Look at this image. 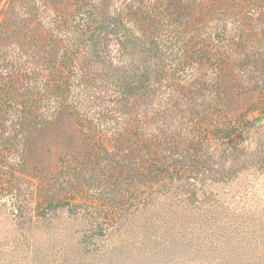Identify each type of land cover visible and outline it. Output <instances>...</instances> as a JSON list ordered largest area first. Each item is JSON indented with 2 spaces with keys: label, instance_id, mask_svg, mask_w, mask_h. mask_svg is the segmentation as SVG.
Wrapping results in <instances>:
<instances>
[{
  "label": "trees",
  "instance_id": "obj_1",
  "mask_svg": "<svg viewBox=\"0 0 264 264\" xmlns=\"http://www.w3.org/2000/svg\"><path fill=\"white\" fill-rule=\"evenodd\" d=\"M6 38L12 42L0 46V188L10 179L7 166L27 161L42 127L66 116L91 133L95 146L113 135L122 154L112 158L123 169L132 159L156 192L180 171L184 156L173 148L189 142L182 137L202 148L208 142L202 136L226 139L237 126L226 110L232 87L264 85V0H3L0 40ZM124 54L134 59L122 60ZM140 54L155 58V68L135 60ZM156 91L171 104L150 106ZM191 94L198 95L197 132L185 133ZM168 110L179 125L173 131L162 120L153 125ZM78 155L58 156L59 185L69 198H76L81 178L95 174ZM11 171L6 190L19 179ZM11 196L12 211L21 214L20 195Z\"/></svg>",
  "mask_w": 264,
  "mask_h": 264
},
{
  "label": "rangeland",
  "instance_id": "obj_2",
  "mask_svg": "<svg viewBox=\"0 0 264 264\" xmlns=\"http://www.w3.org/2000/svg\"><path fill=\"white\" fill-rule=\"evenodd\" d=\"M11 42L1 39L0 46ZM135 60L151 69L157 61L142 54ZM150 79L157 85L154 74ZM120 80L126 81L124 74ZM158 94L149 97L150 106L171 104ZM191 96L193 108L181 124L185 133L197 132L198 95ZM226 110L237 123L227 138L202 136L208 142L199 148L182 137L189 142L173 148L184 156L180 171L165 177L156 192L155 181L139 177L132 159L126 169L115 160L122 150L110 133L95 146L72 117L44 125L25 152L27 161L7 166L10 179L1 180L5 188L12 181L9 171L19 176L12 190L0 188V264H264V85L232 87ZM176 118L168 110L153 125L162 120L173 131ZM153 147L163 155L169 151ZM65 152L80 153L77 161L82 156L95 172L78 181L76 198L59 185L58 156ZM11 193L23 201L21 214L12 211Z\"/></svg>",
  "mask_w": 264,
  "mask_h": 264
}]
</instances>
